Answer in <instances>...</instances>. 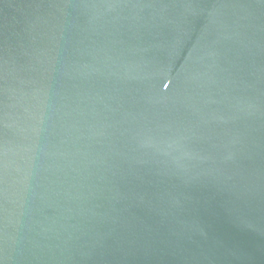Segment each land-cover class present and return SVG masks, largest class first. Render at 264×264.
<instances>
[{"label": "water", "instance_id": "obj_1", "mask_svg": "<svg viewBox=\"0 0 264 264\" xmlns=\"http://www.w3.org/2000/svg\"><path fill=\"white\" fill-rule=\"evenodd\" d=\"M0 264H264V0H0Z\"/></svg>", "mask_w": 264, "mask_h": 264}]
</instances>
